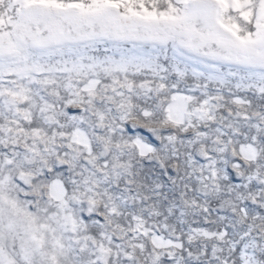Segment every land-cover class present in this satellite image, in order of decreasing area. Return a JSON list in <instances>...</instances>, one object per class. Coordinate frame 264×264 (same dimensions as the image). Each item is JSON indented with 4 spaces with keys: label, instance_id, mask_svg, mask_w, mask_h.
Wrapping results in <instances>:
<instances>
[{
    "label": "snow or ice",
    "instance_id": "1",
    "mask_svg": "<svg viewBox=\"0 0 264 264\" xmlns=\"http://www.w3.org/2000/svg\"><path fill=\"white\" fill-rule=\"evenodd\" d=\"M0 264H264V0H0Z\"/></svg>",
    "mask_w": 264,
    "mask_h": 264
}]
</instances>
